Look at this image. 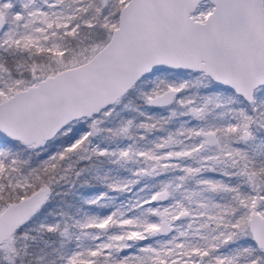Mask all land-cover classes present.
Listing matches in <instances>:
<instances>
[{
	"label": "snow or ice",
	"instance_id": "1",
	"mask_svg": "<svg viewBox=\"0 0 264 264\" xmlns=\"http://www.w3.org/2000/svg\"><path fill=\"white\" fill-rule=\"evenodd\" d=\"M0 264H264V0H0Z\"/></svg>",
	"mask_w": 264,
	"mask_h": 264
}]
</instances>
